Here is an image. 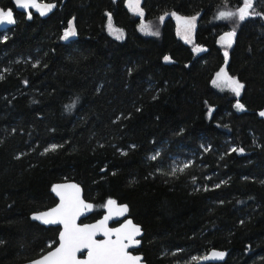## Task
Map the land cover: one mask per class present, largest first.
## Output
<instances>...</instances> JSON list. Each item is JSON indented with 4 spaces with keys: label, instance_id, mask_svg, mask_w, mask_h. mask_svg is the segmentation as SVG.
I'll return each instance as SVG.
<instances>
[{
    "label": "trees",
    "instance_id": "1",
    "mask_svg": "<svg viewBox=\"0 0 264 264\" xmlns=\"http://www.w3.org/2000/svg\"><path fill=\"white\" fill-rule=\"evenodd\" d=\"M38 1L53 7L27 17L0 0L15 21L0 29V264L57 244L59 227L30 215L68 180L93 206L81 222L108 200L127 207L147 264H197L212 249L222 260L203 264H264V0L244 20L219 17L244 0H141L142 16L125 0ZM174 15L197 17L203 52L177 35ZM140 18L159 35L140 33ZM227 31L229 50L218 44ZM223 64L239 96L213 86Z\"/></svg>",
    "mask_w": 264,
    "mask_h": 264
},
{
    "label": "snow or ice",
    "instance_id": "2",
    "mask_svg": "<svg viewBox=\"0 0 264 264\" xmlns=\"http://www.w3.org/2000/svg\"><path fill=\"white\" fill-rule=\"evenodd\" d=\"M15 3L18 7L24 9L30 7L36 8L40 11L41 15L53 7L50 4L40 5L36 0H15ZM251 7L252 0H244V7L240 8L238 13L240 20L245 19L246 15H248V9ZM129 8L141 16L143 15V12L139 9V0H129ZM236 15L237 13L234 12H220L219 17L221 19H229ZM177 19L182 21V28L186 33H190L191 29L195 27V17L190 19L177 17ZM5 23H15L13 12L11 10L5 11L0 9V25ZM109 27L111 28V24H109ZM141 30L147 31L148 26L143 25ZM74 35L75 29L70 26L64 33V38L67 39ZM234 35V32L226 33L225 36L221 37V40L230 45L231 38ZM197 50L200 51L201 49ZM213 83L217 86L223 85L231 88L237 96L240 95L241 89L244 87L239 81L228 76L224 69H221L217 73V79ZM237 107L243 108V105L237 104ZM261 115H264V113H261ZM233 150L235 151V149ZM53 191L60 197V204L56 208L51 209V211L45 212L35 218L42 219L46 224L59 223L63 225V231L59 237V247L43 256L42 259L34 261L33 264H138L140 257L131 255L127 249L139 243L134 237L140 233V229L133 226L131 221L120 228L109 229L107 227V221L113 214L115 201H108L110 215L106 216L99 223L79 226L76 223L78 217L85 210L91 209L92 205L85 204L80 199V189L76 185H57L53 188ZM126 211L127 207L124 206L116 209L115 215H122ZM97 234H102L105 239L97 240L95 238ZM113 235L115 239H112ZM84 249L87 250V259H77V253ZM223 255L220 252H213L211 257H205V259L223 258Z\"/></svg>",
    "mask_w": 264,
    "mask_h": 264
},
{
    "label": "water",
    "instance_id": "3",
    "mask_svg": "<svg viewBox=\"0 0 264 264\" xmlns=\"http://www.w3.org/2000/svg\"><path fill=\"white\" fill-rule=\"evenodd\" d=\"M36 2H38V0H36ZM14 4L16 6V8L19 10V11H23L25 13L29 12L32 8H28V9H24V8H20L16 5L15 3V0H14ZM175 21H176V24L179 25V24H182V21L181 20H178L177 15H174L173 16ZM180 18H183V17H180ZM10 24H3V25H0V29H5L9 26ZM261 113H264V108L258 110L256 112L258 118L262 119L263 122H264V115H261ZM57 185H60V186H66V185H76L79 189H80V199H82L84 201L85 204H90L92 205L90 202L86 201L83 197V190H82V187L75 183L74 181H62V182H58V183H55L53 186H52V193L53 195L55 196L56 198V203L48 208V209H45V210H41V211H37V212H34L30 215V219L41 224V225H44V226H53V227H59V231H58V235H57V244L52 247L50 250H48L47 252H45L44 254H42L41 256L33 259V260H30L24 264H33L34 261H37V260H40L43 258V256L47 255L49 252L51 251H54L55 248L59 247V237H60V233L63 231V225L62 224H59V223H56V224H53V223H44V221L42 219H36L35 217L36 216H39L45 212H48V211H51V209L53 208H56L59 204H60V197L56 194V192L53 191V188ZM109 201V200H108ZM108 201L105 203L104 205V208H103V213L102 215L97 218L96 220L94 221H90V222H81L82 219L86 218L91 212H92V208L93 206L91 207V209H88V210H85L83 212V214L81 216L78 217L76 223L79 225V226H83V225H92V224H97L99 223L101 220H103L106 216H109L110 213H109V207H108ZM112 201H115V205H113V214L111 215V218L107 221V227L109 229H116V228H120L122 227L124 224L128 223L129 221H131V224L135 227H138L140 229V233L138 235H136L134 237L135 240L139 241L138 244H134L132 246H130L127 251L133 255V256H138L140 257V260L138 262V264H147L144 260H143V256L139 253H133L131 250H134V249H137L139 248L140 246V238L141 236L143 235V231L140 227V225L136 224L135 222H133V220L130 218V217H127V211L124 212L122 215H115V210L116 209H119V208H122L124 207L125 205L124 204H120L118 203L116 200H112ZM97 240H103L105 239V237L102 235V234H97V236L95 237ZM112 239H115V236L113 235ZM213 252H220V253H223L222 251H219V250H216V249H212L210 250L209 252H207L205 255H203L197 262V264H203V263H214V262H218V261H221L222 258H209V259H205V257H211V254ZM224 256V255H223ZM77 259L79 260H86L87 259V250L84 249L82 250L81 252H78L77 253Z\"/></svg>",
    "mask_w": 264,
    "mask_h": 264
},
{
    "label": "rangeland",
    "instance_id": "4",
    "mask_svg": "<svg viewBox=\"0 0 264 264\" xmlns=\"http://www.w3.org/2000/svg\"><path fill=\"white\" fill-rule=\"evenodd\" d=\"M37 3L40 4V5H48V4H45V3L40 2V1H38ZM124 3H125V6L127 7V9L129 10V12H130L133 16H140L137 12H133V11L129 8V0H125ZM140 4H141V0H139V9L142 11V8H141V5H140ZM242 7H244V2H243V4H242V6H240V7L237 9V11H236V13H237L236 16H237L238 20H240V19H239V15H238V13H239V9L242 8ZM6 11H7V10H6ZM31 11L37 12V13H39V14L41 15L40 11H38L36 8H32ZM49 11H50V10H49ZM49 11H47L45 14H47ZM142 12H143V11H142ZM29 14H30V11L27 12V17H30ZM45 14H43V15H45ZM251 14H252V13H251L250 9H248V15H246L245 18H247V17L250 16ZM193 17L197 18L196 16H193ZM190 18H192V17H188L187 19H190ZM195 22H196V19H195ZM109 24H111V28L109 27ZM143 25H147V26H148V30H147V31H142V30H141V28H142ZM70 26L73 27L72 22H70V24H69V26H68V29H69ZM137 29H138V31H139L140 33H142V34H144V35H147V36H158V35H159V24H158L157 22L144 21V20H142V19L140 18V20H139V22H138V25H137ZM194 29H195V27H194L193 29H191L190 33H186V32L183 30V28H182V24H179V25L176 26V33H177V35H178V36H179V37H180L185 43H187V44H189V45L191 46V48H192V50H193V52H194L195 54H199V53L203 52V51L205 50V48H204L203 46H201V45H198V44H195V43H194ZM106 31H107L108 34H110L112 37H114V38H116V39H122V38L124 37V31H123L122 29L117 28L116 26H114V24L112 23V21H111L110 18H108V20H107ZM230 32H231V31L224 32V33L221 34V35L219 36V38H218V44L221 45L225 50H229V48L231 47V45H232V43H233V41H234V36L231 38V44H230V45H229L228 43L223 42V41L221 40V37L225 36L226 33H230ZM72 37H74V36H70V37H68L67 39H65V38H64V35L62 36L63 40H68V39H70V38H72ZM197 49H201V50L198 51ZM221 69H224V70L226 71V69H225V65H224V64H223V65L221 66V68L215 73V75H214V77H213V80H212V84H213V86H214L216 89H218V90H228V91L232 92L233 94H235V92H233V91L231 90V88H229V87H227V86H223V85H221V86H217L216 84L213 83V81L217 79V73H219ZM226 73H227V72H226ZM227 75H228V74H227ZM228 76H230V75H228ZM230 77H232V76H230ZM232 78H234V77H232ZM234 79L237 80L236 78H234ZM241 90H242V89H241ZM240 93H241V92H240ZM235 95H236V94H235ZM236 107H237V105H236ZM237 109L241 110V109H243V108H238V107H237Z\"/></svg>",
    "mask_w": 264,
    "mask_h": 264
},
{
    "label": "flooded vegetation",
    "instance_id": "5",
    "mask_svg": "<svg viewBox=\"0 0 264 264\" xmlns=\"http://www.w3.org/2000/svg\"><path fill=\"white\" fill-rule=\"evenodd\" d=\"M137 249H138V248H137ZM137 249H134V250H131V251H132L133 253H137V251H136Z\"/></svg>",
    "mask_w": 264,
    "mask_h": 264
}]
</instances>
